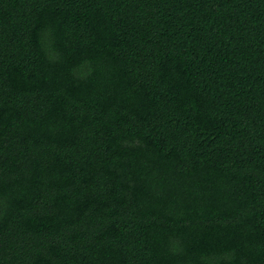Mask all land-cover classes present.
Listing matches in <instances>:
<instances>
[{
  "label": "trees",
  "instance_id": "trees-1",
  "mask_svg": "<svg viewBox=\"0 0 264 264\" xmlns=\"http://www.w3.org/2000/svg\"><path fill=\"white\" fill-rule=\"evenodd\" d=\"M0 264H264V0H0Z\"/></svg>",
  "mask_w": 264,
  "mask_h": 264
}]
</instances>
